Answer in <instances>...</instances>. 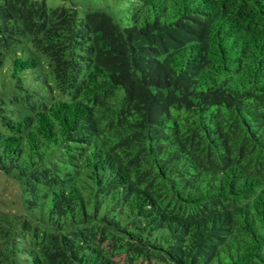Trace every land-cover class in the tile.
Returning a JSON list of instances; mask_svg holds the SVG:
<instances>
[{
    "label": "trees",
    "instance_id": "16d2710c",
    "mask_svg": "<svg viewBox=\"0 0 264 264\" xmlns=\"http://www.w3.org/2000/svg\"><path fill=\"white\" fill-rule=\"evenodd\" d=\"M120 2L0 0V264H264V0Z\"/></svg>",
    "mask_w": 264,
    "mask_h": 264
},
{
    "label": "rangeland",
    "instance_id": "374dc122",
    "mask_svg": "<svg viewBox=\"0 0 264 264\" xmlns=\"http://www.w3.org/2000/svg\"><path fill=\"white\" fill-rule=\"evenodd\" d=\"M45 3L49 12L54 9L60 12L62 8L66 9V11L77 9L80 15H85L86 12L97 9L106 10L115 15V12L118 11L121 5L120 0H45ZM52 18L55 20L58 17L53 16ZM29 38L30 36L28 35L24 36L18 45L12 48V51H19V48L22 47L26 52L37 54L43 63V69H47L48 56L34 47L29 41ZM5 81L8 82V75L0 70V106L13 111L18 110L20 104L10 100L9 95L4 93L6 88ZM14 116L19 118L17 112ZM0 128L3 129L1 123ZM19 190L18 181L14 178L7 177L0 171V213L4 211L7 215H14L23 212ZM115 258L119 260L121 264H130L125 254L117 255ZM145 264H147V261Z\"/></svg>",
    "mask_w": 264,
    "mask_h": 264
}]
</instances>
